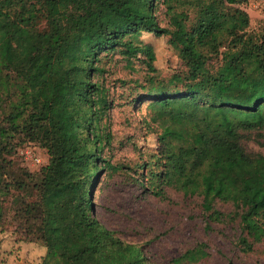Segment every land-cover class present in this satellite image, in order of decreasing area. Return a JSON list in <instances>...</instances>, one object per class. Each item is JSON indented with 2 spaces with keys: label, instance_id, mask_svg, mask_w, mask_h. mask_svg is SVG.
Segmentation results:
<instances>
[{
  "label": "trees",
  "instance_id": "16d2710c",
  "mask_svg": "<svg viewBox=\"0 0 264 264\" xmlns=\"http://www.w3.org/2000/svg\"><path fill=\"white\" fill-rule=\"evenodd\" d=\"M191 1L0 0V226L11 196L14 219L43 248L38 264H149L96 221L91 201L98 175L114 170L101 158L112 108L104 65H151L143 34L165 37L180 64L166 78L152 68L140 86L157 143L142 164L148 190L198 198L206 224L236 222L244 254L264 242V154L241 145L263 138L264 38L246 31L251 0H213L204 13ZM25 143L46 164L13 172L6 158ZM204 257L196 246L170 264Z\"/></svg>",
  "mask_w": 264,
  "mask_h": 264
},
{
  "label": "rangeland",
  "instance_id": "374dc122",
  "mask_svg": "<svg viewBox=\"0 0 264 264\" xmlns=\"http://www.w3.org/2000/svg\"><path fill=\"white\" fill-rule=\"evenodd\" d=\"M212 1L192 0L191 9L204 13ZM242 8L248 16L246 31L264 38V2L251 0ZM155 15L160 25H166L162 6L156 8ZM140 40L152 49L151 65L133 62L128 68L117 56L104 65L112 108L110 143L101 149V158L114 170L104 168L92 187V215L121 241L141 247L149 264H170V260L196 246L203 248L206 257L195 264H264V242L256 244L249 253L239 250L236 222L206 224L198 198L165 192L160 199L148 190L147 168L142 164L155 153L157 143L155 133L146 125L148 101L141 98L144 91L140 86L152 68L155 76L166 78L180 69V64L165 37L143 34ZM263 141L264 132L263 138L255 140L249 136L242 139L241 145L247 153L263 155ZM6 159L11 161V171L22 168L34 173L46 164L47 157L37 145L25 143ZM214 206L221 213L232 210L227 204ZM15 209L13 197L8 196L0 226V264H38L43 248L22 232L13 216Z\"/></svg>",
  "mask_w": 264,
  "mask_h": 264
},
{
  "label": "built area",
  "instance_id": "2783aa9c",
  "mask_svg": "<svg viewBox=\"0 0 264 264\" xmlns=\"http://www.w3.org/2000/svg\"><path fill=\"white\" fill-rule=\"evenodd\" d=\"M259 1H260V2H264V0H259ZM25 154H27V153H25ZM34 161H35L36 164L39 163V160H37V158H36Z\"/></svg>",
  "mask_w": 264,
  "mask_h": 264
}]
</instances>
